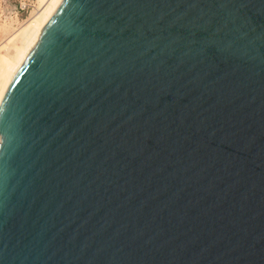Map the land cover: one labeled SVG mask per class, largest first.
<instances>
[{
	"label": "water",
	"instance_id": "1",
	"mask_svg": "<svg viewBox=\"0 0 264 264\" xmlns=\"http://www.w3.org/2000/svg\"><path fill=\"white\" fill-rule=\"evenodd\" d=\"M0 264H264V0H61L0 100Z\"/></svg>",
	"mask_w": 264,
	"mask_h": 264
},
{
	"label": "bare ground",
	"instance_id": "2",
	"mask_svg": "<svg viewBox=\"0 0 264 264\" xmlns=\"http://www.w3.org/2000/svg\"><path fill=\"white\" fill-rule=\"evenodd\" d=\"M60 2L61 0H36V10L21 23L17 19L0 18L2 23L11 22L16 25L11 31L6 30L5 37L0 42V100L25 54L37 42L42 29Z\"/></svg>",
	"mask_w": 264,
	"mask_h": 264
},
{
	"label": "rangeland",
	"instance_id": "3",
	"mask_svg": "<svg viewBox=\"0 0 264 264\" xmlns=\"http://www.w3.org/2000/svg\"><path fill=\"white\" fill-rule=\"evenodd\" d=\"M23 1L29 2V4H30V1H32L33 3L32 5H35V2H36V0H6L4 3V0H0V16H1L0 18H2V20L4 18L6 19L12 18V20H15L17 18L19 20V23H21L23 20H26V18H28L33 8H29L25 13L18 14V16L14 14L15 7L18 6V3L23 2ZM2 10L4 11V13H2ZM14 28H16V25H14L11 22H8V23L0 22V42L5 37L4 33L6 32V30L8 29V31H11Z\"/></svg>",
	"mask_w": 264,
	"mask_h": 264
},
{
	"label": "built area",
	"instance_id": "4",
	"mask_svg": "<svg viewBox=\"0 0 264 264\" xmlns=\"http://www.w3.org/2000/svg\"><path fill=\"white\" fill-rule=\"evenodd\" d=\"M5 1L6 0H4V3H5ZM3 2V1H2ZM33 3H32V1H30V4H29V2H26V1H23V2H20V3H18V6H16L15 7V13L14 14H16V16H18V14H22V13H25L29 8H33L32 9V11L34 10V8H36L35 7V5H32ZM4 9V8H3ZM5 10V9H4ZM36 10V9H35ZM34 10V11H35ZM31 11V12H32ZM30 12V13H31ZM3 13H4V11H3ZM15 16V17H16ZM29 17V16H28ZM17 19V18H16ZM27 19V18H26ZM18 20V19H17ZM19 21V20H18ZM24 21V20H23Z\"/></svg>",
	"mask_w": 264,
	"mask_h": 264
}]
</instances>
